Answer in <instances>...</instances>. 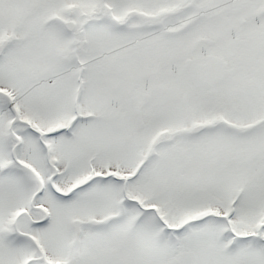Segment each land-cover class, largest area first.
<instances>
[{
    "label": "snow or ice",
    "instance_id": "snow-or-ice-1",
    "mask_svg": "<svg viewBox=\"0 0 264 264\" xmlns=\"http://www.w3.org/2000/svg\"><path fill=\"white\" fill-rule=\"evenodd\" d=\"M0 264H264V0H0Z\"/></svg>",
    "mask_w": 264,
    "mask_h": 264
}]
</instances>
